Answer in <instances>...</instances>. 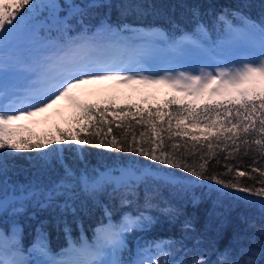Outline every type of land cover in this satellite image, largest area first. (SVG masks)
Wrapping results in <instances>:
<instances>
[{"label": "snow or ice", "instance_id": "snow-or-ice-1", "mask_svg": "<svg viewBox=\"0 0 264 264\" xmlns=\"http://www.w3.org/2000/svg\"><path fill=\"white\" fill-rule=\"evenodd\" d=\"M46 6L56 8L54 2ZM100 6L93 0L90 5L67 7L82 25L86 10ZM39 7L37 0H0V175L12 153L35 150L47 160L61 152L63 145L74 143L144 157L199 181L258 197V201L238 198L264 205V26L241 17L243 26L233 27L221 15L228 31L225 43L214 46L203 25L176 40L159 30L128 29L108 22L95 30L79 28L72 35L70 20L57 17L58 36H42L32 22ZM245 46L248 55L228 58L234 49ZM89 85L104 87L89 89ZM146 92L144 103L161 92L166 98L162 105L148 108L117 105L122 95ZM91 95L104 99H81ZM65 100L73 110L69 127L57 125L53 132L33 136L16 123L34 120ZM153 171L160 169L136 168L133 162L113 179L108 172L89 175L85 171L77 176L66 168L65 177L39 203L48 206L57 196L71 193L62 206L70 208L77 186L95 198L109 185L113 193L125 189L121 203H128L127 195L136 187L133 182ZM245 177L252 183L242 182ZM168 179L176 182L174 174ZM9 210L23 211V201L17 206L16 197L0 192V214ZM105 215L109 223L98 228L94 242H71L59 257L50 254L46 237L38 229L33 251L44 257L39 264H210L207 253L196 249L191 256L183 251L175 258L171 241L146 242L136 259L123 261L120 253L127 246L126 234L147 229L154 220L140 212L114 224L107 208ZM261 249L264 255V244ZM0 264H29L19 231L9 235L0 229ZM218 264L256 261H229L224 254Z\"/></svg>", "mask_w": 264, "mask_h": 264}, {"label": "trees", "instance_id": "trees-1", "mask_svg": "<svg viewBox=\"0 0 264 264\" xmlns=\"http://www.w3.org/2000/svg\"><path fill=\"white\" fill-rule=\"evenodd\" d=\"M45 6L44 12L34 14L33 23H39L48 36H58L53 28L57 17L69 19L72 35L82 27L95 30L104 22L128 29L159 30L172 39H179L183 33H195L203 25L208 36H215L225 24L219 17L226 15L233 23H243L241 17L264 26V0H95L103 5L88 8L83 17L69 15L68 5H90L93 0H37ZM55 3L56 8L47 7ZM27 9H25L26 11ZM239 14L238 16L232 15ZM125 35H130L125 31ZM166 98V97H165ZM165 98L129 100L118 103L119 107L139 104L144 108L163 104ZM103 95L90 97L86 101L102 102ZM135 111V109H133ZM73 110L60 123L50 119L49 124L39 132L31 131L33 136H44L53 132L58 125L69 127ZM52 118V117H51ZM25 136L29 131H24ZM62 151L50 155L47 160L40 159L41 153L30 150L12 153L6 158L5 171L0 175V192L10 198L16 197L17 206L23 201V211L0 214V229L8 234L18 225L21 231L22 250L30 249L37 240L38 229L47 239L49 252L59 257L71 242L79 244L83 240L94 242L98 228L109 223L105 215L111 212V222L119 224L126 215L135 216L140 212L153 218L154 223L144 230H134L126 234V248L120 253L123 261L137 258L141 246L150 241H171L175 245L174 256L179 259L183 251L189 256L193 249L206 252L210 264H218L224 254L227 260L254 259L256 264H264L261 245L264 244V205L249 203L248 193L199 181L180 169L158 165L144 157L128 153L92 147L66 144ZM245 163H247V158ZM145 165L153 170L151 176L142 181H134L136 187L127 195L128 203H121V194L112 192L109 185L103 192L88 196L77 186L75 195L69 200L70 208L62 207L68 195H59L55 202L41 206L40 201L65 177V169L70 168L77 176L87 171L89 175L108 172L115 178L133 166ZM174 174L176 182L168 176ZM227 179V177H225ZM194 181V182H193ZM193 182V183H190ZM242 182L252 183L247 177ZM34 193V196L32 195ZM258 201V197H249ZM75 209L73 212L72 209ZM185 225H190L185 227ZM67 229V231H66ZM256 253L251 256L250 253Z\"/></svg>", "mask_w": 264, "mask_h": 264}, {"label": "rangeland", "instance_id": "rangeland-1", "mask_svg": "<svg viewBox=\"0 0 264 264\" xmlns=\"http://www.w3.org/2000/svg\"><path fill=\"white\" fill-rule=\"evenodd\" d=\"M37 3L40 5V7L35 12V14H40V13L44 12L45 6L43 4H41V3H39V2H37ZM34 24L36 25V29H37L38 34H40L42 36H48L46 30L44 31L42 29V26L39 23H34ZM231 25L233 27H242L243 23L239 24V23L231 22ZM53 28H55V30L57 31L56 22H55V25L53 26ZM219 30L220 31H217L215 33V36H208L210 38L209 39V43L214 45V46H220V45H223L225 43V35H226L227 31H228L227 25H224ZM167 37L170 40H176V39H172L169 36H167ZM258 39H259L258 36H256L255 40L258 41ZM258 50H259L258 47H255V51L258 52ZM248 54H249L248 46H245V47H242V48L238 47V48L234 49V51L232 52V54L228 58L231 59V60H238V59H241V58H243L244 56H246ZM86 87L89 88V89H93V88L104 87V86L89 85V86H86ZM146 95H148L147 92L144 95H141L139 93H136V94L129 93L128 95H122L121 98L117 102L118 103H125V102H127L129 100L144 99V97ZM92 96H96V95L81 96V99L82 100H88ZM129 96H130V98H129ZM150 97L151 96H149V98ZM156 97H158L159 99H163V98H165V95H164L163 92H161V93L157 94ZM71 110H72V108L70 107L69 102L67 100H65V101H61L60 103L55 105L48 112H46V113H44V114H42L40 116L35 117L34 120H22V121H18L16 123L19 124V125H24V126H26L27 129H30L32 131L39 132L40 130L44 129L49 124L50 119H56V121H58L60 123H63L65 115L67 113H70ZM111 176H112L113 179H115V177L113 175H111ZM14 213H16V212H14ZM14 231H19L20 240H21V231H20L18 225L14 226L13 232ZM12 233H10L9 235H11ZM46 242H47V239H46ZM22 251H23L24 257L28 260L29 264H39V262L44 259V257L39 256L37 253H35L33 251V246L30 249H28V250H25V251L22 250Z\"/></svg>", "mask_w": 264, "mask_h": 264}]
</instances>
